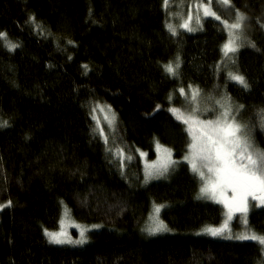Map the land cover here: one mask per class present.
Instances as JSON below:
<instances>
[{
	"label": "trees",
	"instance_id": "obj_1",
	"mask_svg": "<svg viewBox=\"0 0 264 264\" xmlns=\"http://www.w3.org/2000/svg\"><path fill=\"white\" fill-rule=\"evenodd\" d=\"M214 4L221 21L243 13L245 43L235 56L244 88L220 69L228 33L205 19L198 33L172 35L164 0H0V264H258L252 240L220 241L192 234L223 221L219 205L199 199L200 183L182 163L168 181L142 186L135 152L156 156L157 142L182 158L186 125L172 108L196 87L209 97L223 90L264 150L257 113L264 108V0ZM32 20L39 24L35 30ZM254 43L255 47L251 44ZM177 61L176 75L165 65ZM86 66V67H85ZM172 95L174 97H172ZM94 101L117 115L116 144L133 155L129 180L94 134ZM255 129V130H254ZM199 196V197H198ZM10 202V203H9ZM174 234L150 239L142 231L154 206ZM67 206L84 224H103L89 246H54ZM249 228L264 235V208L249 212ZM239 215V214H238ZM236 220V224L239 222Z\"/></svg>",
	"mask_w": 264,
	"mask_h": 264
},
{
	"label": "snow or ice",
	"instance_id": "obj_2",
	"mask_svg": "<svg viewBox=\"0 0 264 264\" xmlns=\"http://www.w3.org/2000/svg\"><path fill=\"white\" fill-rule=\"evenodd\" d=\"M168 3L169 0H164L165 8L168 7ZM213 3L234 7L231 0H202L201 3L196 5L195 22L198 26L202 27L201 10L203 18L211 17L221 21V17L212 8ZM245 19V15L236 9L235 22L221 21L229 29L227 42L222 46L223 55L226 58L235 55L242 46L238 42L241 39L238 32H242ZM192 20L193 15L189 12L187 20L180 27L189 32L196 31V28L190 26ZM168 28L173 35L176 34V29L173 25L169 24ZM0 38H6V34L0 33ZM251 46L255 47V44L252 43ZM9 47L14 49L17 45L10 44ZM178 67V63L175 66L169 63L165 65V70L171 75H176ZM229 78L244 88L248 87L243 75L229 73ZM180 93L187 95L183 88L180 89ZM191 96L192 101L195 102L199 96V89H192ZM243 107V105H239L235 111L238 112ZM221 108L223 111L219 112L214 119H200L197 107L191 108L187 114L177 108L170 109L175 114L176 119L187 126L185 130L191 137V143L187 146L188 154L185 155L184 160L190 164L191 171L202 182V186L199 189L200 197L223 204L227 209V219L221 227H208L203 230L213 236L222 234L228 228V223L235 213H240L246 217L249 211V198L253 201H258L260 205H264V150L255 147L248 125L242 124L237 119L231 107L221 105ZM257 115L260 118V127L264 129V108L260 109ZM114 119V114L111 119L107 116L105 117L109 126L113 125ZM97 124L99 125V120H97ZM96 131L107 143L108 137L104 133L103 128L98 127ZM157 151L161 152L162 156L159 161L147 165L145 171L146 180L154 175H163L171 165L177 163L171 159V150L162 148L158 142ZM116 154L121 157L122 163L124 159H132L131 156H124L123 149H119ZM146 155V153H141V156ZM229 192H231V195H228ZM0 207H4V205H0ZM162 207L163 205L156 206L155 212L158 214ZM152 219L154 223L145 229L150 235L170 231L168 226L158 216H153ZM245 223H247L246 219ZM46 235H48L51 242L57 244L84 242L83 239L76 241L66 240L62 238L65 236L62 232L46 231ZM81 236H84L83 231ZM236 238L254 240L264 246V235L252 233L251 235H241Z\"/></svg>",
	"mask_w": 264,
	"mask_h": 264
},
{
	"label": "rangeland",
	"instance_id": "obj_3",
	"mask_svg": "<svg viewBox=\"0 0 264 264\" xmlns=\"http://www.w3.org/2000/svg\"><path fill=\"white\" fill-rule=\"evenodd\" d=\"M201 2H202V0H183V2H181V0H169L168 7L165 8V6H164V10H165V14H166L165 24L167 26V29L169 30V28H168L169 24L173 25V27H175V29H176V34L174 36H176L179 33H184V32L195 34V33H198V31L202 30V27H203L202 22L205 19H207V18H203L202 10L200 12V15L202 17V19H201L202 27L198 26L195 22V16L197 14L196 5L201 3ZM214 4H216V3L212 4V8H213ZM219 5L224 6V7H229V6H226L223 4H219ZM189 12H191V14L193 15V20H192L190 26L193 28H196L197 29L196 31L189 32L186 29L180 27V25L187 20ZM234 22H235V20H234ZM32 26H33V28H35V30L39 29V24L34 22V20H32ZM263 29H264V26H263ZM228 31H229V29L226 28L227 33H228ZM169 32L172 34L171 31H169ZM238 34L241 36V39L238 42L240 44H242V46H243L245 43L244 42L245 41L244 34H243V32H238ZM1 39L4 42H6V45L8 47L10 44H12L8 41V38H1ZM227 39H228V35H227ZM226 42H227V40H226ZM241 47H240V49H241ZM222 54H223V51H222ZM236 54L231 55L230 58H226L223 55L222 60L220 62V65H221L220 69H222L225 72V74L228 76L227 77L228 81L235 82V83H237V82L234 80H231L229 78V73L238 74L236 64H235ZM177 63L178 62L175 61L172 64L175 66V64H177ZM237 84L240 85L239 83H237ZM240 86H242V85H240ZM192 89H198V88L189 86V88L184 89L185 93L187 95L181 94L180 89H179V91H177V93L175 95V97H177L178 99H182L183 102L186 104L185 110H182L181 112H184L185 114H187L191 108L197 107L200 119H214L215 116L217 114H219V112L223 111V109L221 108V105H224L225 107H231L233 109V114L237 116V119L242 124H246L245 122H243V120L240 117V114L242 112V108L239 109L238 112L235 111V109L237 108V105L235 103H233L234 101H232V99L230 98V96H228V94L226 93L225 90H223L220 97H217V96L209 97L208 95L204 94L201 90H199V96H198L197 100L195 102H193L192 96H191ZM172 97H174V96L172 95ZM217 102H219V103H217ZM89 113H90V117L92 119L94 134H96L101 139L103 145H105L106 154L109 155L110 160L116 166L119 167L118 169L121 171V174L123 176H125L128 180H129L130 176H131L130 178L133 179L134 176L132 175V165H131L133 162V159H134L133 155L126 153L123 150L124 156L125 157L131 156L132 159L131 160L124 159L123 163H122L121 157L116 154L119 149H122L118 144H116V136H117V133L115 132L116 126H117V123H116L117 115H116V113L112 110V108L106 102H101V101H94V103L90 104ZM113 114L115 116L114 123L112 126H109L107 121L105 120V117L107 116L109 119H111ZM94 117H95V119H94ZM97 120H99V125L97 124ZM6 126H7V123L0 119V128H4ZM98 127H102L104 130V133L107 135V137H108L107 143H105L104 138L99 134V132L96 131V129ZM258 127H260V118L258 121ZM260 129H262V128L260 127ZM248 130H249L251 138H252L251 129L248 128ZM262 132H263V136H264V129H262ZM252 140L255 144L254 138H252ZM189 143H191V137L189 138ZM160 145L162 146V148H167L162 144H160ZM255 147L258 149H261L257 144L255 145ZM261 150H263V149H261ZM141 153H146V152L142 151L141 149H139L135 152L137 158L140 159V163L142 164L141 166H142V175L143 176H142V182L141 183H142L143 187H147L148 185H150L151 183H154V182L168 181L172 177L173 169L176 166H178L182 163L189 164L187 161L184 160L185 155L188 154V148L186 149V153L180 159H176L174 157V152H172V150H171V154H172L171 159L176 161L177 163L171 165L169 167L168 171L165 172L163 175H159V176L154 175L151 178L146 180L145 179V171H146L147 165L152 164L153 162L159 161L161 156H162V153L157 151V144L155 145V148H154V153H156L155 158L149 159V156L147 153H146L147 154L146 156H141ZM130 172H131V175L129 176ZM197 179H198V182L200 183V187H201L202 182L198 176H197ZM198 195H199V191H198ZM228 195H231V192H229ZM199 199L204 201V202L207 201V202H210V203L215 204V205L217 204L222 208V211L224 214L223 221L217 227H212V228L221 227L224 224L225 220L227 219V215H226L227 209L223 206V204L217 203L213 200L203 198V197H199ZM155 207L156 206H154L151 214L147 217V220L143 224L142 231L145 234V236L150 238V239H153V237L164 236V234H174L175 232L173 230H171L170 228H169L170 231H164V232H160V233H157L154 235H150L145 230L147 227H149L150 225H152L154 223V221L152 219L153 216H158V218L160 220H162V217H160V216H161V213L163 211L164 206L161 208V210L158 214L155 212ZM0 208H2V207H0ZM261 208H264V205H260V203L258 201H253L251 198H249V211L247 212L246 217H245V215H242L240 213H235L233 218L228 223V228L225 229L222 234L213 236L210 233L203 231L205 229V228H203L202 230H198V231L194 232L192 235L195 237L196 236L206 237V238L209 237L213 240H220V241H226V242H228V241H235V242L248 241V240H244V239H237L236 237L241 236V235H251L252 233H255L249 228V224H248V218H249V214H250L249 212L252 210H259ZM238 217H240L239 222H238V224L235 225ZM245 219H246L247 223H245ZM103 228H104L103 224H84V223H81L79 221H76L73 218L72 211L67 206H64L62 209V215L60 217L59 225H58L57 229L56 230H46V231L57 232V233L62 232L65 234V236L62 238H65L66 240L76 241V240L83 239L84 242L83 243H67L66 242L63 244H57V243H53L50 241L48 235H46V231H44L43 233H44L46 239L48 240V242L53 244L54 246H62V247H67V248L69 247L72 249H79V248H84V247L89 246V244L91 243L90 242L91 241V239H90L91 234L94 232H98L99 230H101ZM206 228H208V227H206ZM82 231L84 232L83 237L81 236ZM252 241H254V240H252ZM254 242H256V241H254ZM257 244L260 245L259 243H257ZM261 248H262L263 259L258 264H264V246L261 245Z\"/></svg>",
	"mask_w": 264,
	"mask_h": 264
}]
</instances>
